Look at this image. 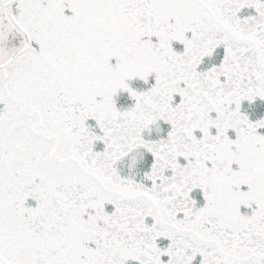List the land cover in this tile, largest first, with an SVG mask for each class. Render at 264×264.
Masks as SVG:
<instances>
[{
  "label": "snow or ice",
  "instance_id": "obj_1",
  "mask_svg": "<svg viewBox=\"0 0 264 264\" xmlns=\"http://www.w3.org/2000/svg\"><path fill=\"white\" fill-rule=\"evenodd\" d=\"M0 264H264V0H0Z\"/></svg>",
  "mask_w": 264,
  "mask_h": 264
}]
</instances>
